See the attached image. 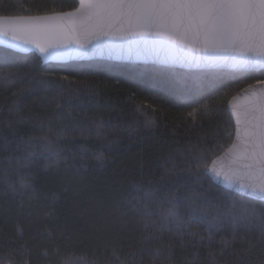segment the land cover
Returning a JSON list of instances; mask_svg holds the SVG:
<instances>
[{
    "label": "trees",
    "instance_id": "trees-1",
    "mask_svg": "<svg viewBox=\"0 0 264 264\" xmlns=\"http://www.w3.org/2000/svg\"><path fill=\"white\" fill-rule=\"evenodd\" d=\"M45 2L51 0H5L9 6L0 8V15H43L37 8ZM58 2L64 11L72 10L73 0ZM157 67L107 61L43 65L35 53L0 46V264H153L148 253L161 244L172 246V257L161 255L156 264H211L213 256L221 264H248L261 258L264 231L258 224L236 229L233 245L221 254V239L233 235L231 223L209 232L194 222L161 234L153 221L158 224L168 207V193L181 197L182 213L185 195L194 191L212 206L227 201L228 192L208 179L176 182L161 176L173 162L177 170L186 166L189 142L205 149L224 145L208 156L209 165L229 148L230 100L264 79V70L247 72L243 79L237 78L240 72L209 70L203 82L189 80L180 87L154 71ZM185 93L201 104L210 98L207 114L201 109L193 120L192 108L178 100ZM142 102L147 116L136 111ZM146 119L151 126H145ZM98 125H103L100 135ZM81 128L91 131L81 135ZM42 135L61 150L59 163L26 143ZM29 152L35 154L25 160ZM22 183L35 188L32 199L20 194ZM146 189L156 193L155 214L147 218L130 203Z\"/></svg>",
    "mask_w": 264,
    "mask_h": 264
},
{
    "label": "snow or ice",
    "instance_id": "snow-or-ice-1",
    "mask_svg": "<svg viewBox=\"0 0 264 264\" xmlns=\"http://www.w3.org/2000/svg\"><path fill=\"white\" fill-rule=\"evenodd\" d=\"M8 6L5 0H0V8ZM71 7L72 10L64 11L63 3L51 0L50 5L47 2L38 5L37 10L46 13L43 15H0V25L4 20L9 21L7 28L0 26V35L11 34L12 39H23L24 43L34 44L45 60L55 55L53 49L57 47L64 48L76 56L86 54L76 49H86L101 58L107 56L116 59H139L141 51H148L147 48L134 50L123 45L156 44L161 42V38H166L171 42L168 48L174 53L173 59L158 61L160 66L154 71L165 74L180 87H184L189 80L203 82L208 75V69L230 60L235 61L234 67H239L241 74L238 79H243L249 71L258 68L264 70V0H79L78 7L73 0ZM113 22L119 27H113ZM22 31L45 39L42 42L40 39L22 37ZM106 36L118 38L120 44L108 45L105 48V41L93 43L94 39ZM175 44H181L183 48H176ZM196 53L201 55L196 56ZM193 67L199 71H192ZM60 79L69 78L61 76ZM208 84L211 86L212 80H209ZM256 85L264 86V79H258L255 85L249 84L247 89H244L246 93H250L247 97L250 104L244 114L243 157L247 161L244 165L245 171H229L221 178V173L214 167L215 161L209 165L208 156L213 154L217 147L224 145L218 143L205 149L199 143L189 142L191 151L186 166L177 170L173 162L172 167L164 168L161 176V180L176 182L181 178L195 182H199L201 178L208 179L211 186H220L228 192L227 201L222 205L212 206L203 193L194 191L185 195L184 199L188 200V203L184 205L185 211L182 213L179 210L181 197L168 193L164 197L168 200V207L160 214L158 224L153 221L156 232L162 234L165 230H172L173 226L176 231H182L185 224L194 222L204 223L207 231L211 232L213 229H219L224 223H231L232 237H224L220 241L223 254L224 250L233 245L236 229H247L253 224H258L264 231V87L258 88ZM197 90H203V83ZM178 100L182 106L192 108L188 115L193 120L201 109L207 114L210 98L201 104L185 93L179 96ZM146 107L147 104L142 102L136 111L147 116L144 111ZM233 115L239 125L240 114L234 112ZM152 123L151 119L145 120L146 127ZM102 127L103 125L97 126L98 135L101 134ZM90 131L91 129H80L81 135ZM236 135L240 136L239 128ZM225 136L230 139L231 132L226 131ZM26 143L34 149L39 148L48 157H56L59 163L61 150L54 146L49 135L30 137ZM236 147L232 145L229 151H234ZM34 154L27 153L25 160ZM11 159L10 156L9 160ZM20 159L21 157H16L17 162ZM96 159L102 161L103 157L98 155ZM140 183L134 185L138 190ZM8 186L12 191H17L13 185ZM19 191L22 196L27 194L29 199H32L35 188L31 183H22ZM155 200L156 193L146 189L142 196L134 197V202L130 203L134 212L147 218L155 214L151 206ZM256 203L261 205L259 209L255 207ZM145 227H148L147 220ZM147 238L150 239L151 236ZM159 238L162 239V235ZM148 254L153 256V264H156L161 255H167L170 261L172 246L161 244ZM188 264L193 262L189 261ZM211 264L221 262L213 256ZM223 264H227V261ZM248 264H264V254L257 261H250Z\"/></svg>",
    "mask_w": 264,
    "mask_h": 264
},
{
    "label": "water",
    "instance_id": "water-1",
    "mask_svg": "<svg viewBox=\"0 0 264 264\" xmlns=\"http://www.w3.org/2000/svg\"><path fill=\"white\" fill-rule=\"evenodd\" d=\"M79 4V0H76ZM9 21L4 20L2 22V25L5 28L8 27ZM113 27L118 28L119 25L113 22ZM22 37H27V38H36L40 39L42 42L44 41V37L38 36V37H33L30 33L26 31H22L20 33ZM101 41L107 42L104 46L105 48L108 47V45H119L120 41L118 38H113L111 36H106V37H100L99 39H94L93 43L99 44ZM171 43L166 40V38H161L160 43L156 44H148V45H141V44H132V45H123V47L128 48L131 47L134 50L135 49H145L147 48L148 51H141L140 53V58L139 59H116V58H108L105 56L104 58H101L99 56H95L89 52H87L86 49H76L79 52H85V55L82 56H76L73 55L72 53H69L66 49L64 48H55L53 51L55 52V55L51 56L48 60H45L43 56L40 54L39 50L35 47L34 44H27L23 42V39H12L11 34L8 36H3L0 35V46L14 51L16 53L20 54H30V53H35L38 55L42 61L43 65L47 64H69V63H74V62H90V61H107L111 63H120V64H136V65H155V66H160L157 62L162 61V60H171L173 59L174 53L168 48V44ZM72 47L75 49L76 46L72 45ZM91 45H89V48ZM176 48H183V45L181 44H175ZM184 51H189L188 49H184ZM135 55V52H134ZM196 56L201 55V53H196ZM235 64L234 60L226 61L221 63L218 67H214L209 70H226V71H233V72H240L239 67L233 66ZM192 71H199V69L193 67ZM257 71H263L261 69L255 70ZM252 72V71H249ZM256 83H254L255 85ZM258 88L259 87H264L261 85H256ZM248 87V86H247ZM244 88V89H247ZM242 89L240 92H238L235 96L232 97L230 100V103L228 105L229 112L231 115V118L234 123V137L232 140L231 145L229 148L224 151L220 156L215 158L213 161H215L214 167L216 168L217 171L221 173V178H223V174L229 171H245L244 165L247 163V161L243 157V148L244 144L243 141L245 139L244 137V119H245V112L247 111L250 101L247 98L250 93H246ZM239 113L240 114V120L241 123L237 125L236 122V116L233 115V113ZM237 128L240 129V136L237 137L236 132ZM232 145H236V149L234 151H229V149L232 147ZM212 165V162L210 166Z\"/></svg>",
    "mask_w": 264,
    "mask_h": 264
}]
</instances>
